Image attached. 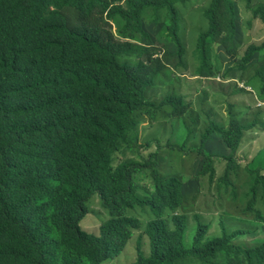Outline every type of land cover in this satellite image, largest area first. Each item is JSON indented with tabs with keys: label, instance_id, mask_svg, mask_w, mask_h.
<instances>
[{
	"label": "trees",
	"instance_id": "obj_1",
	"mask_svg": "<svg viewBox=\"0 0 264 264\" xmlns=\"http://www.w3.org/2000/svg\"><path fill=\"white\" fill-rule=\"evenodd\" d=\"M192 1L0 0V264H101L120 257L142 227L129 212L146 207L156 217L145 229L150 253L140 240L132 264L205 261L220 252L227 254L230 264H264V243L238 246L232 243L238 233L226 230L208 238L202 224L194 246L187 247L185 217L176 215L173 225L166 218L183 205V181L161 174L158 152L145 156L153 140L140 144L139 124L146 111L181 119L190 106L183 94L160 101L146 94L172 65L168 57L149 52L148 12L153 19L164 13L163 27L177 47L173 63L182 66L185 45L178 6ZM237 7L235 0H211L203 10L207 27L196 43L198 76L215 75L211 45L237 54ZM246 7L264 21V5ZM112 20H120V35L109 27ZM263 47L264 43L250 45L243 63ZM260 65L264 67V60ZM256 73L264 93V72ZM254 124H244L234 115H229L228 128L212 120L201 136V147L219 132L231 147V160ZM129 143L133 146L127 151L137 150L142 157L114 164V155ZM155 143L159 150L161 142ZM213 155L200 168L210 180L215 176ZM223 155L216 156L227 157ZM233 168L226 165L227 185ZM249 169L254 179L252 206L259 188L264 189V164ZM147 170L155 184L149 198L139 194L137 183L138 175ZM96 194L110 215L99 235L80 224L88 213L87 202Z\"/></svg>",
	"mask_w": 264,
	"mask_h": 264
},
{
	"label": "rangeland",
	"instance_id": "obj_2",
	"mask_svg": "<svg viewBox=\"0 0 264 264\" xmlns=\"http://www.w3.org/2000/svg\"><path fill=\"white\" fill-rule=\"evenodd\" d=\"M210 1L193 0L184 6H178L181 12L180 36L185 45L182 66H175L173 63L177 47L163 27L164 13L153 19L151 12H148L145 28L152 40L149 52L159 57H168L172 65L169 64L158 76L155 85L147 88L146 94L149 99L155 100L183 94L185 100L190 102V106L183 118L172 117L173 120L166 112L146 111L145 125L148 126L143 127L140 142L145 143L148 137L149 141H161V157L158 158L161 174L180 177L183 181V205L175 213L169 211L166 218L173 225L176 215L185 217L184 242L187 247L194 246L193 238L198 224L206 226L208 238L219 236L226 230L230 234L238 233L232 243L244 248L257 247L264 243V189L259 188L256 202L252 206L249 205L254 184L253 173L249 168L264 164V93L261 91L262 81L256 75L258 69L264 72V67L260 65L264 60V47L254 53L246 65L242 57L250 45L260 46L264 43V21L253 15V12L247 9L246 3L254 9L264 5V0H235L238 5L234 37L237 54L228 55L220 45H211L210 62L215 75L208 78L198 76L201 63L196 43L199 34L207 27L203 10ZM108 24L116 35H120V20H112ZM144 59L147 57L144 56ZM167 109L172 111L171 108ZM231 111L234 114H231ZM229 115L236 116L244 124L255 123L246 131L243 142L231 160H229L231 147H227L228 144L222 141L219 132L211 134L201 147V136L211 121L225 124L228 128ZM166 120V123L160 124ZM149 123L154 125L151 126ZM183 143L184 146L181 147ZM131 146L132 143L123 146V150L114 155V164L125 158L142 157H140L142 153L138 154L137 150L128 152L127 147ZM143 153L147 154L145 156L150 155L148 150H144ZM213 154H224L223 156L227 157L221 159L215 155L213 158L215 176L210 180L207 175L200 174V168L207 157ZM228 163L234 166L228 172V179L231 181L229 185L223 180ZM137 183L139 194L150 197L155 189L151 170L138 175ZM87 207L88 213L82 219L81 227L89 233L99 235L102 224L110 219L109 212L102 206L98 194L87 202ZM259 213L262 218L258 217ZM129 214L141 220V229L135 231L133 240L120 257L107 259L101 264H132L137 260V245L140 240L143 242L145 253H150V241L145 229L149 222L156 218L155 215L150 207L136 208ZM56 228L54 226V236L57 235ZM181 264L230 263L227 254L220 252L215 258L205 261L189 258L181 261Z\"/></svg>",
	"mask_w": 264,
	"mask_h": 264
},
{
	"label": "crops",
	"instance_id": "obj_3",
	"mask_svg": "<svg viewBox=\"0 0 264 264\" xmlns=\"http://www.w3.org/2000/svg\"><path fill=\"white\" fill-rule=\"evenodd\" d=\"M153 100H155V99H153ZM158 100V99H157ZM160 100V99H159ZM165 115V114H164ZM147 117V115H146V113H144L142 116H141V122H140V124H139V133H140V140H142V137H143V134H142V132H143V127L144 126H148V125H145V124H147L146 123V121H145V118ZM172 120H173V118H172ZM167 122V120L166 121H161V123L160 124H163V123H166ZM169 122V121H168ZM151 126H153L154 124H152V123H149ZM146 140V142L147 141H149V137L147 138V139H145ZM145 142V143H146ZM161 142V141H160ZM145 143H141L140 142V144H145ZM161 144H162V142H161ZM157 150V151H156ZM150 152V154L151 153H156V152H158V154H159V157H161V151H160V149L158 150V147L156 146V143L154 142V144L152 145V147L148 150V153ZM145 155H147L146 153H144Z\"/></svg>",
	"mask_w": 264,
	"mask_h": 264
},
{
	"label": "clouds",
	"instance_id": "obj_4",
	"mask_svg": "<svg viewBox=\"0 0 264 264\" xmlns=\"http://www.w3.org/2000/svg\"><path fill=\"white\" fill-rule=\"evenodd\" d=\"M243 86V85H242Z\"/></svg>",
	"mask_w": 264,
	"mask_h": 264
}]
</instances>
